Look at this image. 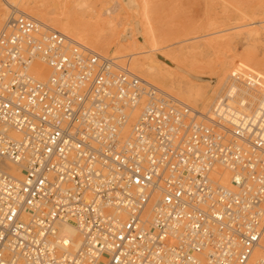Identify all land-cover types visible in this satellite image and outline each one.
<instances>
[{"label":"built area","instance_id":"built-area-1","mask_svg":"<svg viewBox=\"0 0 264 264\" xmlns=\"http://www.w3.org/2000/svg\"><path fill=\"white\" fill-rule=\"evenodd\" d=\"M219 103L203 123L13 14L0 30V163L20 178L0 167V264H264V106Z\"/></svg>","mask_w":264,"mask_h":264},{"label":"rangeland","instance_id":"rangeland-1","mask_svg":"<svg viewBox=\"0 0 264 264\" xmlns=\"http://www.w3.org/2000/svg\"><path fill=\"white\" fill-rule=\"evenodd\" d=\"M6 1L23 12L31 14L37 11L42 22L53 30H59L56 19H67L84 32L81 35L91 40L86 44L73 35L68 34V37L102 56L116 59L118 65L133 73V59L153 57L155 53L162 55L191 46L198 55L187 62H175L195 76L215 77L219 70H212L211 73L210 68L218 62L226 63L227 69L219 79L224 84L218 89V100L225 95L227 83L232 84L233 80L229 77L233 70H238L243 78L248 75L257 78L264 86V0H135L136 4L128 5V8L126 4L122 5V0H0V12L5 11L9 17L12 12L6 10L5 6L10 9ZM82 1H85V5H80ZM123 6L125 11L121 9ZM6 20H0V29ZM135 25L140 27L142 34L145 28H154L153 36L160 48L157 52L142 50L145 52L132 57L129 50L115 51L111 45H105V42L121 44L125 30ZM96 39L101 41L102 47L93 45ZM151 40L148 41L149 47ZM240 62L247 67L238 65ZM170 72L174 70L170 69ZM176 77L182 84H199L180 74ZM148 82L182 103L176 91L164 89L156 81Z\"/></svg>","mask_w":264,"mask_h":264},{"label":"bare ground","instance_id":"bare-ground-1","mask_svg":"<svg viewBox=\"0 0 264 264\" xmlns=\"http://www.w3.org/2000/svg\"><path fill=\"white\" fill-rule=\"evenodd\" d=\"M6 3L10 7V9H8L5 6L6 10L11 11L12 14H11V16L8 17V15H6L5 11H3L2 13L0 12V20L7 18L5 24L7 23L9 18L12 17L13 14L25 15V16L43 24V26L47 30L62 34L64 36H66L69 40L74 42L75 44L82 46L83 48L89 50L92 53L97 54L98 56H101L104 58H110V59L114 60V62L117 64L116 59H113L111 57L102 56L101 54H99V53L89 49L88 47L82 45L80 42H77L74 39L68 37L67 36L68 34L73 35L74 37H76V39H78V41H81V42L86 43V44H89L88 41L91 40L86 35H81L83 31L78 26L70 24L67 19H59V18L56 19L57 20V28L59 30H57V29L53 30V29H50L49 26L45 25V23L42 22V20L40 19L41 15H39L37 13V11L31 12V14H30L27 12H23L22 10L15 8L14 6L10 5V1L9 2L6 1ZM121 3H122V5L126 4L127 8L131 5L136 4L135 0H122ZM80 5H85V1L80 2ZM124 6L121 8V9H124L123 11H125ZM134 11H136V10H134ZM4 25H3V27H4ZM112 28H114V27H112ZM143 31H145L144 34H142L140 27L135 25L134 27L127 28L125 30L126 35H123V37L124 36L125 37H124V39H122L121 44H113L112 45L111 43L105 42V45L106 44L111 45L113 50H115V51L116 50L117 51L123 50V52H124L125 50H129L131 52L130 56H132V57L136 56L137 54H140V53L142 54L143 52H145V51L141 52L142 50H148L150 52H157L160 48L158 47V44L155 42V38L153 36V34L155 33L154 28L152 26H149V27L145 28ZM148 39L149 40L152 39L151 43H150L151 44L150 47L147 46L148 43L150 42ZM128 42H129V44H128ZM92 43L94 46L98 45V47H102L100 40H97V39L93 40ZM103 47H105V46H103ZM121 47H123V49H121ZM194 51H196L195 48L189 46V47H185V48L176 49L170 53H166V54H162V55L155 53L153 55V57H143V58L133 59L132 60V69L135 71L136 74L133 73L132 71H130L129 69L128 70L145 82H148L151 80L156 81L157 83L162 85V87L164 89H170V91H176L178 93L177 97L179 96V98L182 99V103H181V101L179 102V100H176L175 98L174 99L177 102H179L181 105L188 107L189 110L191 112H193L194 114L198 113L199 116L200 115L203 116V119H205V120L201 119L203 123L209 122V120H210L209 118L212 117V115H213L212 112H213L215 106L220 104L219 102H221L224 99H227L228 105L234 106V108H237V110L239 107V109L243 112L251 110L255 106L256 103H259L260 106H264V86H263V84L261 85V83L258 81V79L251 76V75H248L245 78H243L242 77L243 75L241 76V74H239L240 72L238 70H233L230 72L231 75H230L229 79L233 80V82H232V84L227 83V91H226L225 95L223 96L222 100H218L217 99L218 92H219L218 89L224 84V82L221 84L219 79H220V76L227 69L226 63L225 62H220V63L218 62L213 66L212 69L210 68L211 73H212V70H213V72L215 71V69L219 70L217 76H215V77H213V76H211V77L195 76L194 74L189 72V70L179 66L175 62V60L187 62L190 59H194L198 55ZM215 53H218V52H215ZM199 55H202V53H199ZM243 63L240 62V63H238V65H241L242 67H247ZM238 65H235V66H238ZM118 66H120V65H118ZM170 69L174 70V72L173 73L170 72ZM32 71H33L32 74L34 75L35 79H37V80L45 81L47 79V77H49V72H48L47 68L45 67V65L41 64L40 62L35 63ZM177 74H180L182 77L189 78V80H191V81H196L199 84H197V85H193L192 83L182 84L181 81H179L177 79V77H176ZM227 75H228V73H227ZM238 80H240V81L238 82ZM238 88H240V89L238 90ZM158 89H159V87H158ZM159 90H161V89H159ZM238 91H239V93H238ZM162 92L164 94H167L165 91H162ZM170 93H172V92H170ZM167 95H170V94H167ZM227 95H228V97H230L232 99L228 100V98L226 97ZM221 104L223 105V103H221ZM132 123H133V121H131L126 126V128H125L126 133H129L131 126H132ZM0 162H3V161L0 160ZM0 167L2 168L3 172L8 173L15 178H20V172L18 171V169L15 165H13L11 163H0ZM227 179H228V175L224 174V178L222 179L221 183L226 184ZM146 218L148 219L149 216H146ZM58 230H59V233L69 242L71 251L76 250L77 248H79L81 246V244H82L81 236L78 234L76 228L72 224H70V223L60 224V225H58ZM74 248H76V249H74ZM255 257H263L264 258V242L262 243L260 250L255 252Z\"/></svg>","mask_w":264,"mask_h":264}]
</instances>
